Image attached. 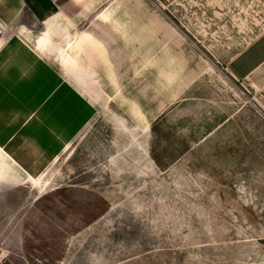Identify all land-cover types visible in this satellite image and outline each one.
I'll return each instance as SVG.
<instances>
[{"label": "rangeland", "instance_id": "rangeland-1", "mask_svg": "<svg viewBox=\"0 0 264 264\" xmlns=\"http://www.w3.org/2000/svg\"><path fill=\"white\" fill-rule=\"evenodd\" d=\"M2 2L0 264H264V0Z\"/></svg>", "mask_w": 264, "mask_h": 264}, {"label": "crops", "instance_id": "crops-1", "mask_svg": "<svg viewBox=\"0 0 264 264\" xmlns=\"http://www.w3.org/2000/svg\"><path fill=\"white\" fill-rule=\"evenodd\" d=\"M2 1L3 0H0V17L5 16L7 12V8L9 6L8 3L2 2ZM21 1L23 2V8L20 14L17 15L15 19L12 21V23L17 22L18 20L20 21V19H22L28 11H31L32 13L33 20H34L33 23H37V22L40 23L43 18L45 19L50 14L55 12L56 9H59L60 7H64V8L73 7L76 9L78 7L76 0H21ZM21 21L20 23L23 24L24 22H21ZM254 60H252V58H245L244 61H242V63L236 62L233 65V69H235V73L239 76H245L246 74H248L250 70L254 66H256V63L250 64V65L248 63Z\"/></svg>", "mask_w": 264, "mask_h": 264}, {"label": "bare ground", "instance_id": "bare-ground-1", "mask_svg": "<svg viewBox=\"0 0 264 264\" xmlns=\"http://www.w3.org/2000/svg\"><path fill=\"white\" fill-rule=\"evenodd\" d=\"M90 0H76V2H77V5H78V7L79 8H87L88 7V2H89ZM62 8H64V7H60L58 10L59 11H57L58 13L59 12H61L62 11ZM57 13V14H58ZM64 13V12H63ZM65 17H67L68 19H70V16H65ZM69 21V20H68ZM70 22H72V20H70ZM72 26V25H71ZM70 26V27H71Z\"/></svg>", "mask_w": 264, "mask_h": 264}, {"label": "snow or ice", "instance_id": "snow-or-ice-1", "mask_svg": "<svg viewBox=\"0 0 264 264\" xmlns=\"http://www.w3.org/2000/svg\"><path fill=\"white\" fill-rule=\"evenodd\" d=\"M0 151H2V150H0Z\"/></svg>", "mask_w": 264, "mask_h": 264}]
</instances>
